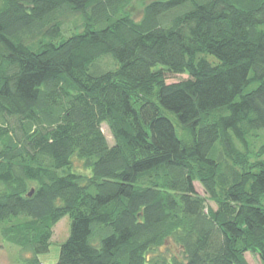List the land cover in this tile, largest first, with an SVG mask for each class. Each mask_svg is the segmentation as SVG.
Wrapping results in <instances>:
<instances>
[{"label": "trees", "instance_id": "16d2710c", "mask_svg": "<svg viewBox=\"0 0 264 264\" xmlns=\"http://www.w3.org/2000/svg\"><path fill=\"white\" fill-rule=\"evenodd\" d=\"M146 1L0 0V223L24 264L67 217L57 264H264V0Z\"/></svg>", "mask_w": 264, "mask_h": 264}, {"label": "rangeland", "instance_id": "374dc122", "mask_svg": "<svg viewBox=\"0 0 264 264\" xmlns=\"http://www.w3.org/2000/svg\"><path fill=\"white\" fill-rule=\"evenodd\" d=\"M150 1H146V3ZM141 2L143 3V1H137L135 3L134 8L136 9L134 10V14L136 15V17L141 16ZM185 79H188V76L184 75V76L169 77L167 83L168 84L177 83ZM102 132L105 135L110 146H113L114 145L113 136L107 125L104 124L102 126ZM195 188L197 193L201 197L208 198L205 189L202 187L200 183H195ZM207 205L210 208L216 210V205L213 202H208ZM17 223H20V219H12L11 221H8V223L7 222L0 223V264H24V259L29 257V254L22 252L20 248L8 243V241L5 239V237L2 234L3 230H7L8 227H10L11 225H16ZM69 234H70V220L67 217L64 218L62 221H60L54 228L53 238L51 241L49 252L39 256V259L42 264H57L60 256L61 245L66 242V240L69 237ZM245 258L248 264H261L260 258L257 256H253L252 254H246Z\"/></svg>", "mask_w": 264, "mask_h": 264}]
</instances>
